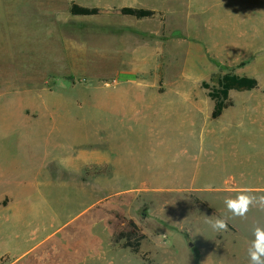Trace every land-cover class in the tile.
Listing matches in <instances>:
<instances>
[{
  "label": "rangeland",
  "instance_id": "374dc122",
  "mask_svg": "<svg viewBox=\"0 0 264 264\" xmlns=\"http://www.w3.org/2000/svg\"><path fill=\"white\" fill-rule=\"evenodd\" d=\"M73 4L159 14L80 16ZM214 73L259 85L231 92L214 118L203 87ZM117 92L183 103L176 119L193 147L163 158L190 152L199 179L105 178L121 140L105 120L119 102L105 98ZM0 172V264H250L264 211L233 217L224 201L264 194V0H0ZM217 218L226 231L212 229ZM129 221L146 236L137 254L118 240Z\"/></svg>",
  "mask_w": 264,
  "mask_h": 264
},
{
  "label": "crops",
  "instance_id": "0c3cea01",
  "mask_svg": "<svg viewBox=\"0 0 264 264\" xmlns=\"http://www.w3.org/2000/svg\"><path fill=\"white\" fill-rule=\"evenodd\" d=\"M240 76V75H239ZM157 96L156 93L152 94ZM105 99L117 100L119 102L118 108H106L108 113L105 119L107 123L114 125L115 131H120L121 140L114 143L115 145L107 147L113 149L109 151L108 154L114 157V161H106L105 169L106 171L101 173H106L105 178L112 179H130V180H185L188 178L199 179V176L192 175L189 173L198 172L199 169H192L193 165V154L190 152L187 154L182 153L185 158L181 156H174L173 164H169L168 159L165 157L169 152L170 148L178 149L179 145L190 144L193 147V129H191L190 140L186 134L188 128L187 126L179 125V121L176 119V115L180 114L183 105L182 102L179 103H169L165 102L163 98L150 97L148 93H131L129 95L122 94L120 92L110 93L106 95ZM149 96V97H148ZM182 100V98H178ZM127 100H135V102L127 103ZM159 100V101H158ZM125 105H127L125 107ZM227 110V109H226ZM225 110V111H226ZM137 126L138 128V138L133 140H128L127 134H125L126 127ZM182 133V134H177ZM184 139L180 138L179 136ZM127 140H125V139ZM170 144V145H169ZM165 145H169L165 147ZM16 148V147H15ZM10 147L11 149H15ZM146 148V150H145ZM91 156H98L97 151L91 150ZM190 155V158L188 159ZM145 164L141 163L140 158L147 157ZM152 157V158H151ZM154 157V158H153ZM160 161V162H159ZM92 164V163H91ZM98 166V163H96ZM94 166V165H91ZM211 165L207 170L211 169ZM92 168V167H91ZM103 169V168H102ZM225 169V168H224ZM81 168L79 167V178L81 177ZM92 170L90 179H98L99 176L96 175L98 172ZM229 173H233L232 170L226 167ZM5 172H0V177L6 175ZM62 174V177L60 175ZM109 174H112L110 176ZM57 178H64L65 174L58 172ZM214 176L206 175V178L212 179ZM4 178V177H1ZM43 178H52L51 176H44ZM229 180H234V175H231ZM180 187H161L157 186V190H171L179 189ZM198 190L200 188H197ZM211 190H220L219 188H209ZM202 190V189H201ZM205 191L208 189H204ZM49 243L46 242L45 245ZM43 246V245H42ZM41 248V246L39 247Z\"/></svg>",
  "mask_w": 264,
  "mask_h": 264
},
{
  "label": "trees",
  "instance_id": "16d2710c",
  "mask_svg": "<svg viewBox=\"0 0 264 264\" xmlns=\"http://www.w3.org/2000/svg\"><path fill=\"white\" fill-rule=\"evenodd\" d=\"M73 15L80 16H96L100 14L119 15L131 17L137 20L150 19L159 13L154 10L123 7L105 11L103 9L83 8L77 4H73L71 8ZM258 81L255 78L248 76H239L234 73H214L210 79V83H203V87L210 91L209 96L214 101L213 117L219 118L224 111L229 107L230 94L236 92H249L258 88ZM146 239L145 235L140 234L138 225L134 221H129L127 230L120 234L118 240H125V248H129L133 253H139L142 241Z\"/></svg>",
  "mask_w": 264,
  "mask_h": 264
},
{
  "label": "clouds",
  "instance_id": "9594fccd",
  "mask_svg": "<svg viewBox=\"0 0 264 264\" xmlns=\"http://www.w3.org/2000/svg\"><path fill=\"white\" fill-rule=\"evenodd\" d=\"M226 209L233 217H245L252 207H258L264 211V194L256 195L248 190L239 192L234 198H226L224 201ZM214 231L221 232L227 230L225 219L217 218L209 220ZM254 239L248 249L250 264H264V228L255 227L253 230Z\"/></svg>",
  "mask_w": 264,
  "mask_h": 264
}]
</instances>
